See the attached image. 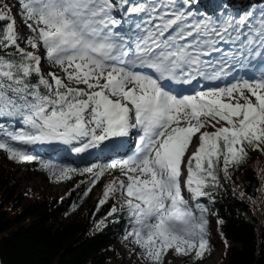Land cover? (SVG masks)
<instances>
[{
    "label": "snow or ice",
    "instance_id": "6c2138e0",
    "mask_svg": "<svg viewBox=\"0 0 264 264\" xmlns=\"http://www.w3.org/2000/svg\"><path fill=\"white\" fill-rule=\"evenodd\" d=\"M0 150L57 182L86 174L85 197L118 172L97 210L117 201L107 217L125 216L122 239L147 264L169 252L196 264L214 247L211 217L224 224L225 182L238 191L234 171L264 153V6L0 0ZM60 150L100 162L77 167Z\"/></svg>",
    "mask_w": 264,
    "mask_h": 264
},
{
    "label": "trees",
    "instance_id": "16d2710c",
    "mask_svg": "<svg viewBox=\"0 0 264 264\" xmlns=\"http://www.w3.org/2000/svg\"><path fill=\"white\" fill-rule=\"evenodd\" d=\"M40 149H36L37 154ZM261 154L257 157L255 151L251 152L249 159L233 173L238 191L234 192L232 184L225 182L226 191L214 206L224 219V224L217 225L216 229L225 244L220 264H264V191H261L264 181L259 172L264 168V153ZM15 163L0 158V257L3 264H109L118 253L117 243L123 240L127 227L124 215L118 220L107 217L111 205L117 201L110 199L97 210L98 201L92 204L91 195L84 199L78 194L80 186L67 193L65 206L60 200L62 196L50 200L27 199L14 171L10 172L6 165ZM20 164L34 170L39 165L35 161ZM116 173H107L96 185L103 187L108 174ZM86 178V174H75L65 181L74 183ZM103 190L104 187L102 194ZM239 192L245 193L243 199ZM85 202H91L87 211L83 210ZM204 202H208L206 198ZM73 204L78 205L76 209ZM103 217H107V224L97 230L95 222ZM216 219L215 215L211 217V232ZM213 250L196 264L207 259Z\"/></svg>",
    "mask_w": 264,
    "mask_h": 264
},
{
    "label": "rangeland",
    "instance_id": "374dc122",
    "mask_svg": "<svg viewBox=\"0 0 264 264\" xmlns=\"http://www.w3.org/2000/svg\"><path fill=\"white\" fill-rule=\"evenodd\" d=\"M6 3H9L11 6H13L14 11H15V6L17 5V0H4ZM260 3H255L256 1L254 0H236L237 6H247L249 4H258L256 5L257 7L264 6V0H258ZM17 26L18 30L23 33V34H29L30 29L27 27V24L22 20L21 16H17ZM43 54V53H41ZM42 67H45L46 70H57L55 68H52L47 64L46 61L42 62ZM213 130V129H209ZM198 135V134H197ZM196 143V140L194 138L193 140V145L190 146L189 151L194 150V145ZM61 154L64 156V159L62 162L66 163H71L72 160L77 161V164H73L74 166H77L78 163L83 162L85 165L86 163H98L100 161L96 160L94 157L90 158L87 156H84L83 158L78 157L76 154H66L62 150ZM52 153V154H49ZM56 154V150L53 148H46L40 149V155H45L48 158H51ZM255 154L257 157H261V153L259 151H255ZM0 158H6L10 159L5 152H0ZM82 164V165H83ZM9 168V171L12 172L14 171V175L16 178V181L21 185V190H23L24 194L27 196V199H39V200H50V199H55V198H60L61 202H63V205H67L68 203V192L71 190H76L77 185H79L78 189V194L82 195L83 190L85 189V184H81V181H85V179H81V181H75L74 183H70L68 181H60L57 182L53 180L47 173L46 171L42 170L39 165L37 168L34 170V168H26L24 165L16 162L15 164H6ZM80 167V165H78ZM19 168V170L17 169ZM119 175L117 172L115 175L108 174L107 180L112 179L114 176ZM80 182V184H79ZM102 186H97L93 188V191L87 195L92 198V204L95 201H99L101 198L102 194ZM87 196L82 197L84 199L87 198ZM50 198V199H49ZM123 198H121L120 202H122ZM89 201V200H88ZM87 202V201H86ZM83 204V210L87 211L89 210V207L91 205V202ZM12 213V212H11ZM213 230L211 232V242L214 245V250L212 251L211 255L208 257L207 260L200 261L198 264H220L223 262V253H224V248L225 244L222 240V238L217 234L216 229H217V223L216 221L213 222L212 224ZM134 245L130 244L129 241L127 240H122L117 243V250L118 253L111 258L109 264H147L146 261H142L139 256L138 252L139 249L137 248L136 252L132 251V248ZM178 260L177 264H187L189 257L185 256H180V255H175L172 252H169L165 256L164 264H172L174 260Z\"/></svg>",
    "mask_w": 264,
    "mask_h": 264
},
{
    "label": "bare ground",
    "instance_id": "6f19581e",
    "mask_svg": "<svg viewBox=\"0 0 264 264\" xmlns=\"http://www.w3.org/2000/svg\"><path fill=\"white\" fill-rule=\"evenodd\" d=\"M248 3V2H247ZM178 263V260H174L173 262H172V264H177ZM121 264V263H120Z\"/></svg>",
    "mask_w": 264,
    "mask_h": 264
},
{
    "label": "water",
    "instance_id": "95a60500",
    "mask_svg": "<svg viewBox=\"0 0 264 264\" xmlns=\"http://www.w3.org/2000/svg\"><path fill=\"white\" fill-rule=\"evenodd\" d=\"M0 264H3L1 257H0Z\"/></svg>",
    "mask_w": 264,
    "mask_h": 264
}]
</instances>
